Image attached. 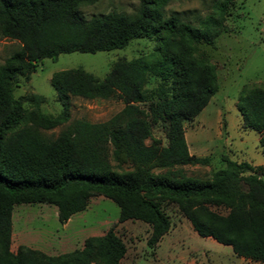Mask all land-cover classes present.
I'll return each mask as SVG.
<instances>
[{"label": "trees", "instance_id": "1", "mask_svg": "<svg viewBox=\"0 0 264 264\" xmlns=\"http://www.w3.org/2000/svg\"><path fill=\"white\" fill-rule=\"evenodd\" d=\"M97 1L0 0V37L20 44L0 66V264H121L126 247L111 229L58 255L25 245L11 250L15 204L53 206L63 225L94 197L112 201L121 220L148 225L152 251L170 229L162 209L170 203L199 237L264 264L263 168L223 155L224 167L208 181L181 171L210 162L189 154L183 122L198 116L218 91L215 66L198 46H213L228 31L234 0H212L211 12L195 23L166 16L173 0H139L131 14L110 11L86 19L79 13ZM138 38L154 43L151 52L114 62L96 85L85 84L83 75L72 81L70 70L53 73L50 85L61 107L56 116L40 112V95H13L18 80L28 82L44 59L121 49ZM150 78L158 83L149 90ZM98 96L122 98L124 106L105 122H69L72 97ZM235 107L243 128L256 132L264 149V88L242 89ZM66 123L55 137L45 134ZM158 123L165 146L152 134Z\"/></svg>", "mask_w": 264, "mask_h": 264}, {"label": "rangeland", "instance_id": "2", "mask_svg": "<svg viewBox=\"0 0 264 264\" xmlns=\"http://www.w3.org/2000/svg\"><path fill=\"white\" fill-rule=\"evenodd\" d=\"M211 1L173 0L165 8V14L195 23L197 18L211 12ZM138 4L139 0H98L93 5L80 7L79 13L86 19L110 11L131 14ZM226 26L228 31L221 33L213 46H198L200 54L215 66L218 91L198 116L183 122L189 146L199 149L198 154L209 157L210 162L207 165L184 166L181 171L201 181L210 180L212 171L224 167L221 163L223 155L236 162L264 166V149L259 146L258 134L243 128L235 107L242 89L264 88V0H234ZM153 46L152 41L138 38L121 49L94 54L75 52L44 59L37 64L28 82L18 80L13 87V95L15 98L40 95L45 99L39 107L40 112L56 116L61 107L50 85L53 73L70 70L72 81L77 82L78 75H83L86 77L85 84L96 85L114 62L147 55ZM19 49L17 41L0 37V66ZM157 83L156 79L150 78L146 88L150 90ZM123 106L122 98L72 97L69 122H105ZM24 107L31 109L27 104ZM67 124L45 131V134L55 137ZM152 134L163 146L166 145L163 124L155 125ZM162 209L168 217L170 229L152 251L146 245L150 227L139 221L121 220L118 207L109 199H90L87 208L74 214L66 226L58 222L53 206L15 204L11 215L10 247L15 251L17 246L25 245L48 255H58L80 248L85 238L101 236L111 229L126 247L121 264H263L239 258L229 246L216 243L211 238L199 237L174 204L164 203ZM217 211L224 213L223 210Z\"/></svg>", "mask_w": 264, "mask_h": 264}, {"label": "crops", "instance_id": "3", "mask_svg": "<svg viewBox=\"0 0 264 264\" xmlns=\"http://www.w3.org/2000/svg\"><path fill=\"white\" fill-rule=\"evenodd\" d=\"M185 141H186V145H187V147H188V151H189V154L190 155H194V156H197V157H201V155H199L198 153H199V149H197L196 147H190L189 146V144H188V142H187V140H186V135H185ZM192 149V150H191ZM254 166V165H253ZM258 166H261L262 168H263V170H264V166L263 165H258ZM72 218V217H71ZM71 218L65 223V224H63V226H66V225H68V223H70V221H71Z\"/></svg>", "mask_w": 264, "mask_h": 264}]
</instances>
